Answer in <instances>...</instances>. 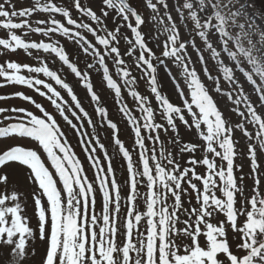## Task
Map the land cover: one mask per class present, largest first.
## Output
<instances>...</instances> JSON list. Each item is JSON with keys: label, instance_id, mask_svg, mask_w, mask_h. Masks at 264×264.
Returning <instances> with one entry per match:
<instances>
[{"label": "snow or ice", "instance_id": "obj_1", "mask_svg": "<svg viewBox=\"0 0 264 264\" xmlns=\"http://www.w3.org/2000/svg\"><path fill=\"white\" fill-rule=\"evenodd\" d=\"M220 7L0 2V89L47 102L0 94V264H264V62L228 31L249 5Z\"/></svg>", "mask_w": 264, "mask_h": 264}, {"label": "rangeland", "instance_id": "obj_2", "mask_svg": "<svg viewBox=\"0 0 264 264\" xmlns=\"http://www.w3.org/2000/svg\"><path fill=\"white\" fill-rule=\"evenodd\" d=\"M0 2H2V0H0ZM14 2L17 3V7H20L21 3L24 2V0H14ZM135 2H136V0H133L134 4H135ZM243 2L246 5H249L247 11H248V14L252 17L254 22L251 21L250 19L246 18L245 16H240L238 18H235L234 25L231 22L228 25L229 34L232 36L239 37L241 46H243L246 49H249L251 51V54L255 58L264 62V31L261 30V29H264V0H243ZM231 3L234 7H239V0H231ZM217 4L219 6H221L220 10H221L222 14L230 13L231 9H229L227 7L228 0H217ZM173 16L175 18L176 14L173 13ZM229 19L231 20L230 17H229ZM177 23H178V21H177ZM240 24H243L244 28L241 29L239 27ZM0 35H3L2 31H0ZM185 38H187V37H185ZM195 42H196L197 46L203 48L202 41H200L198 38H196ZM229 48H230V50H235V41H229ZM189 54L192 56L193 66L196 68L198 74L200 75L202 82H204L205 85L209 88L210 94L213 95V98L217 101L218 107H220L222 110L227 111V109H226V98L222 99L221 97H219L218 94H216L214 91H212V88L214 87V85H212L211 82L208 81L207 77L204 75L203 68H202L201 64L199 62H197V56H196L195 52L191 49V47H189ZM7 58L8 57L0 58V62H2L3 59H7ZM11 58L15 59L19 62L33 63V61L30 58H26L23 55V53H20L18 55H14ZM237 59H243V58L238 54ZM205 60L207 62V66H208L209 70L212 72L213 75H216V68L214 67V61L209 60L207 54L205 55ZM237 75H239V74H237ZM221 86L225 90H228L227 84L224 83L223 81H222ZM15 90L25 91L26 94L33 95L34 98H36L38 100V102L45 103V106L47 107L46 101H43V99L40 98L39 96H37L35 93H33L30 90L25 89L21 86H16L15 88L9 87V88H5V89H0V94L10 93V92L15 91ZM77 91L80 93L81 96H83V92H81L79 89H77ZM141 91H143V88H141ZM103 95H104V97H108L107 92H105ZM169 95L171 96L173 102L179 103L178 97L175 95L174 90L172 89L171 85H169ZM10 103L15 104L17 106L30 107L29 105H27L24 102H21L19 100H15V101H12ZM0 106H4V105L0 104ZM107 106L110 109H112V104H111L110 99L108 101ZM85 107L88 111H90V112L92 111V109L88 108L87 105H85ZM48 110L53 111L50 107L48 108ZM233 118L235 119V117H233ZM120 138L122 141L126 142V144L129 148H131V141L129 140V134L123 130V127L121 130ZM70 139H71V143L74 145L73 150L77 153L78 158L81 160L82 164L85 167L86 174L88 175L90 180L93 179L94 178V171L90 169V166H89V163L87 162L85 154L82 152L81 148L75 147L76 140L74 138H70ZM101 142L105 144V148H106L109 156L113 157V162H114V165L117 169V171H116L117 178H118V180L122 181L123 173L120 171V167H119L120 163H121V158L119 157V155H117L118 147L114 143H109L107 137L103 133H101ZM98 155L100 157H103V152L99 151ZM103 166H105V167L107 166V161L103 162ZM245 170L247 171V169H245ZM52 171H54V170H52ZM57 180H58V178H57ZM58 187H62V185H60L58 183ZM122 203H123V201H122ZM98 210H99V208H98ZM30 211L31 210L29 209V212ZM32 223L34 224L35 220H33Z\"/></svg>", "mask_w": 264, "mask_h": 264}]
</instances>
